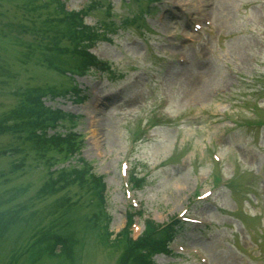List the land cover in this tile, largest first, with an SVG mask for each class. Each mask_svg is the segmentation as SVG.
Returning <instances> with one entry per match:
<instances>
[{"label": "rangeland", "instance_id": "1", "mask_svg": "<svg viewBox=\"0 0 264 264\" xmlns=\"http://www.w3.org/2000/svg\"><path fill=\"white\" fill-rule=\"evenodd\" d=\"M48 1L0 0V123L40 91L73 151L0 133V264H28L40 228L69 235L64 264H118L103 224L114 237L128 214L132 235L145 217L188 219L155 264H264V0H63L96 28L89 51L108 70L77 69L69 40L49 42ZM72 165L102 176L100 219L87 181L38 192Z\"/></svg>", "mask_w": 264, "mask_h": 264}, {"label": "trees", "instance_id": "2", "mask_svg": "<svg viewBox=\"0 0 264 264\" xmlns=\"http://www.w3.org/2000/svg\"><path fill=\"white\" fill-rule=\"evenodd\" d=\"M22 6L27 8V12L38 11L41 8L47 7L45 5L47 0L38 2V0H20ZM50 4H53V8L57 13L53 18L48 19L51 31L48 24L44 23L42 31L50 33L52 45H57V41L60 37H65L72 44V51L78 55L79 59L76 60V68L83 69L84 67L90 68L99 66L101 63L96 60L92 53L88 52L87 47L90 42L98 36L97 30L91 25H87L83 22L82 11H69L64 7L62 0H49ZM8 25H12L9 23ZM22 26L24 30V24L15 25ZM29 27V26H27ZM17 29V28H16ZM21 29L18 32H21ZM103 64V63H102ZM107 66V65H106ZM108 69V67H107ZM54 93H52L53 95ZM42 93L37 91L34 96L28 95L26 100L18 105V107L12 112L14 121L8 124L4 120L0 123V133L5 131H16L24 133L25 139L33 143L35 149L39 152H47L49 148L56 147L59 152L69 153L72 150L70 137H66V134L57 130L60 126L62 119H65V115L59 109H53L52 107L45 105L41 100ZM51 129V132L48 130ZM65 145V147L62 146ZM73 151V150H72ZM53 164L52 162L50 165ZM87 177L85 173H87ZM82 167L62 166L60 168H54L49 170V179L45 181L39 188L40 194L53 193L60 190L70 183H82L87 181L91 187L93 199L97 205V210L94 211L95 218H101L104 215V189L105 184L101 175H95L90 171H87ZM108 217L103 224L104 231L102 233V239L104 244L110 247H120L118 254V264H155L154 255L158 253L170 254V250L167 244L172 240L182 227V224L178 220H173L163 226H157L152 219H146L144 221V227L137 239L132 240L128 231L123 229L115 235L110 237L111 233L108 230ZM69 221V220H66ZM129 224L130 217L127 218ZM65 225H67L65 223ZM68 234L71 231L62 230ZM35 235V234H34ZM36 237L33 241L24 248V254L28 264H31L46 255L47 257H53L58 264H64L66 262L65 256L70 253L71 242L69 235L61 234H47L42 228L37 230ZM58 246V251H55Z\"/></svg>", "mask_w": 264, "mask_h": 264}]
</instances>
